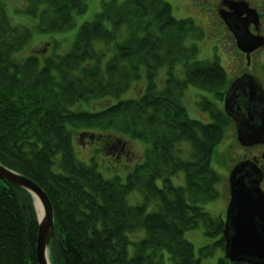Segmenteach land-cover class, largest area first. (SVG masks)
Instances as JSON below:
<instances>
[{
    "label": "trees",
    "instance_id": "obj_1",
    "mask_svg": "<svg viewBox=\"0 0 264 264\" xmlns=\"http://www.w3.org/2000/svg\"><path fill=\"white\" fill-rule=\"evenodd\" d=\"M28 1L24 14L40 34L68 31L73 14L87 8L82 0ZM6 20L0 12V164L46 193L54 215L51 264H200L184 237L199 227L213 240L212 249H222L223 224L198 205L214 197L204 191L216 183L209 162L223 129L195 127L181 104L189 85L207 84L197 66L187 63L197 55L194 44H185L187 35L199 38L193 23L176 21L163 0L113 1L80 26L68 53L41 60L33 52L19 61L14 54L24 49L32 30ZM122 25L128 33L119 41ZM177 63H183L181 78ZM162 66L167 81L158 91L154 79ZM144 68V94L121 100ZM210 81L217 88L222 77ZM100 99L115 103L85 110ZM78 130L96 131L98 138L109 133L94 142L105 153L125 139L147 142L150 149L124 183L108 180L95 165L76 160L72 138ZM180 143L189 145L190 160L181 158ZM180 172L185 187L174 188L170 178ZM132 190L143 195V205H128ZM148 204L155 207L152 213L145 212ZM138 234L142 238L133 241ZM36 241L30 197L0 181V264H36ZM208 249L200 250L202 257L209 256Z\"/></svg>",
    "mask_w": 264,
    "mask_h": 264
},
{
    "label": "rangeland",
    "instance_id": "obj_2",
    "mask_svg": "<svg viewBox=\"0 0 264 264\" xmlns=\"http://www.w3.org/2000/svg\"><path fill=\"white\" fill-rule=\"evenodd\" d=\"M84 4L87 7V10L83 14L74 13L73 14V22L72 26L68 31L60 32V33H50V34H40L38 33L36 23L35 21L31 20L24 14V11L26 9L28 0H4L3 7L1 8L0 12L3 11V15L5 12V18L7 19L6 25L10 23L12 26H23L27 27L32 30L31 37L24 47V49L20 53H15L14 58L16 60H23L27 56L33 55L34 52L37 56H40L39 58L43 60L44 58H48L50 55L58 54V55H64L68 53L71 50L72 44L75 40V36L77 34L78 29L81 25L84 23L92 22L95 18V16L102 10V7L107 4L110 0H82ZM119 2H122L124 0H118ZM169 4L172 5V2L170 0H165ZM118 4V3H117ZM173 6V5H172ZM174 7L178 11H183L179 4H174ZM183 7V6H182ZM184 8V7H183ZM184 12H187V8H184ZM195 14V23L200 26L201 28H204L206 30V36L209 38L214 37V30L212 29L213 23L212 19L207 15L205 11H201V9H195L192 10ZM183 12L179 13L181 16L175 17L177 19L188 18L186 16L182 15ZM5 25V23H4ZM210 26V27H208ZM117 33V39L120 41L122 38H127L124 35L128 33V28L125 25H122L119 27V29L116 31ZM126 33V34H125ZM117 39L113 41L112 43H117ZM188 38H186V42H190ZM200 54L202 57L209 55V47L207 45H203V42L200 41L198 43ZM102 46H105V44L102 43ZM107 46V45H106ZM190 45H188L189 47ZM111 47V46H108ZM39 53H38V49ZM228 53L229 50L227 48V51L224 49V53ZM111 55V53H110ZM200 56V58H201ZM109 57V56H108ZM107 57V58H108ZM88 59V58H87ZM87 59L82 60L78 59V62H86ZM159 66V65H158ZM143 68V67H142ZM146 68V67H145ZM142 69V70H145ZM158 75L156 78L157 83L160 87H164L163 81H160V79H163V74H165V66L158 67ZM177 70H180L177 68ZM146 74V71H144ZM182 72L176 74L181 76ZM163 76H162V75ZM139 76V75H138ZM165 77V76H164ZM144 77H139L136 81H132L130 84V88L126 92L124 96L121 97V100L129 99L133 95H135L137 92L141 90L140 87L144 86L146 81L143 79ZM143 79V80H142ZM171 82V81H170ZM115 101V100H114ZM117 101V100H116ZM183 105L187 108V110L191 111L193 115L198 114V108L196 107V103H198L199 99H194L193 95L184 92L183 93ZM114 104L112 100L108 99H100L95 100L87 105L85 104V110L87 111H97L105 108L106 106H110ZM195 118H200V116H196ZM244 122L248 124L249 119L244 115ZM93 132V131H91ZM104 135H108L109 133H103ZM118 134V133H116ZM232 140H234L233 132L229 135ZM86 138L82 139L80 142L76 141V145L80 146L82 142L85 141ZM131 142H125L124 143V152L123 150L121 152L119 151H111L107 152L105 154H100V144L92 143L87 144V148L84 149L83 146H81V149L79 147H75L73 145L74 154L78 161L82 162L85 165H95V168H97L96 171L100 172L101 175L105 179H112L113 177L120 178L124 183L125 178L129 173H131L136 166L141 164L142 159L145 156V152L148 148V145L143 142H136L132 140H126ZM75 142V141H74ZM180 148L183 150L182 158H186V143H180ZM185 150V153H184ZM225 153V141L224 139L216 146L214 153H213V160L216 159V161H220L221 155ZM218 159V160H217ZM6 170L10 171V169L5 168ZM18 174V173H17ZM217 174L219 175L220 181L217 183V188L221 190L224 188V171L220 169ZM18 176L23 177L24 179L30 180L28 177L18 174ZM116 179V178H114ZM172 183L174 186H182L183 185V177L179 176L178 178H175L172 180ZM207 191V189L205 190ZM204 191V192H205ZM209 194V193H208ZM211 195V194H210ZM127 203L131 206H137V205H143L144 204V198L142 194H139V192H136L135 190H132L129 195L126 197ZM227 203L226 200L223 198H220L219 200L214 201L211 204L205 205L202 208L208 212L212 218H220L223 217V210L226 209ZM31 207L33 212L35 213L34 209V203L31 201ZM154 205L148 204L145 206V212L146 213H152L154 211ZM141 237V234L135 235L131 237L133 241H138ZM185 238L188 242L191 243L193 246V258L194 261L197 262L202 257L200 253V249L202 247L204 248L205 245L209 246L211 245V242L213 240L208 241V238L203 234L202 227H199L195 230L189 231L185 234ZM212 251V250H211ZM210 249L207 250L206 253L211 252ZM205 254V253H204ZM223 256V253L215 249L212 251V253L209 254V256H205L204 258H201L200 264H217L218 260ZM242 264V263H240Z\"/></svg>",
    "mask_w": 264,
    "mask_h": 264
},
{
    "label": "flooded vegetation",
    "instance_id": "obj_3",
    "mask_svg": "<svg viewBox=\"0 0 264 264\" xmlns=\"http://www.w3.org/2000/svg\"><path fill=\"white\" fill-rule=\"evenodd\" d=\"M192 1L199 4L212 19V29L218 35L216 44L221 47L217 55L212 57L209 54L212 58L203 61L208 66L205 72L207 75L218 71L224 72L228 83L227 89L219 92L206 89L204 95L211 100L219 95L222 102L216 103L215 106L223 112V100L234 82L251 78L248 79L250 85L242 86L241 91L244 94L246 90H250L251 93L258 91V87L254 85L257 82L264 94V0ZM227 48L229 52L224 53V49L227 51ZM243 110L245 111V108ZM242 114L241 112L236 118L238 127H264V124H254L252 120L246 124ZM260 117L262 116L259 115L258 121L263 120ZM237 126L232 122L227 127ZM258 136L257 141L248 147L233 144L234 157L223 170L227 171L239 163H246L247 171L255 181H258L259 190L264 196V135ZM225 187L228 189L227 182Z\"/></svg>",
    "mask_w": 264,
    "mask_h": 264
},
{
    "label": "water",
    "instance_id": "obj_4",
    "mask_svg": "<svg viewBox=\"0 0 264 264\" xmlns=\"http://www.w3.org/2000/svg\"><path fill=\"white\" fill-rule=\"evenodd\" d=\"M260 95L252 98L256 101ZM249 100V97L247 98ZM231 117L239 116L230 111ZM236 119V118H235ZM240 142L257 141L264 135V127H237ZM245 144V143H244ZM0 179L28 192L37 199L41 209L38 216L36 241L37 264L49 263V241L53 236V214L45 193L33 182L0 166ZM230 202L226 212L224 243L229 262L264 264V198L258 189V181L243 167L230 176Z\"/></svg>",
    "mask_w": 264,
    "mask_h": 264
},
{
    "label": "bare ground",
    "instance_id": "obj_5",
    "mask_svg": "<svg viewBox=\"0 0 264 264\" xmlns=\"http://www.w3.org/2000/svg\"><path fill=\"white\" fill-rule=\"evenodd\" d=\"M243 100H239V105L241 108H245V112L247 111V109L249 110V113L251 114L252 117H254L257 113H259L262 117H260L261 119L264 120V110L263 109H257V108H251L250 105L245 101L244 103H242ZM51 206V210H52V214H53V208H52V205L50 204ZM36 208H37V211H38V215H39V218L41 219V209H40V206H39V203L38 201L36 200Z\"/></svg>",
    "mask_w": 264,
    "mask_h": 264
}]
</instances>
